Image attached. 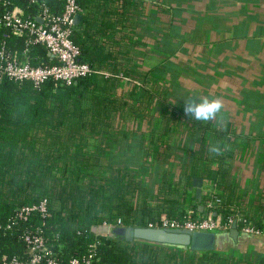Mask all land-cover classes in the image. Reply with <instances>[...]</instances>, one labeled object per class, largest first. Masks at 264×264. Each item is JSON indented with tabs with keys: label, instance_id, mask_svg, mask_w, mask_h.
Listing matches in <instances>:
<instances>
[{
	"label": "trees",
	"instance_id": "16d2710c",
	"mask_svg": "<svg viewBox=\"0 0 264 264\" xmlns=\"http://www.w3.org/2000/svg\"><path fill=\"white\" fill-rule=\"evenodd\" d=\"M102 1H76L79 20L70 39L89 74L69 85L47 80L34 86L0 77V257L23 256V232L38 231L58 264L87 259L94 244L92 264H264L243 257L227 236L221 250L202 253L141 240L126 242L112 234L115 227H158L163 220L217 217L227 223L236 215L262 229L264 209L258 210L260 219H253L235 208L233 196H222L219 208H207L212 197L202 198L205 209L199 212L189 191L190 178L199 171L194 168L181 178L162 171L170 121L155 84L148 81L153 69L142 73L126 61L125 68L85 33L88 11ZM64 8V0H0V53L8 60L24 55L32 67L57 65L44 46L27 34L14 35L3 19L9 14L46 26L61 17ZM132 122L148 130L132 131ZM129 151L140 157L135 168L125 164V158L112 156L126 157ZM204 172L200 176L217 183V172ZM41 201L47 202L44 216L35 212L12 224L18 209Z\"/></svg>",
	"mask_w": 264,
	"mask_h": 264
},
{
	"label": "crops",
	"instance_id": "0c3cea01",
	"mask_svg": "<svg viewBox=\"0 0 264 264\" xmlns=\"http://www.w3.org/2000/svg\"><path fill=\"white\" fill-rule=\"evenodd\" d=\"M88 12L85 33L91 41L125 68L126 61L142 73L153 69L148 81L155 84L170 121L162 171L175 178L194 168L200 175L217 172V183L200 175L190 178L197 208L205 209L193 188L194 179H201L202 198L233 196L235 208L260 219L264 0H106ZM204 97L219 98L223 107L214 119L196 120L185 108L189 101L198 103ZM129 129L147 131L148 126L132 122ZM125 156L126 163L131 157L140 159L133 151ZM239 237L243 257L264 262V238L241 233Z\"/></svg>",
	"mask_w": 264,
	"mask_h": 264
},
{
	"label": "built area",
	"instance_id": "2783aa9c",
	"mask_svg": "<svg viewBox=\"0 0 264 264\" xmlns=\"http://www.w3.org/2000/svg\"><path fill=\"white\" fill-rule=\"evenodd\" d=\"M77 0H64L65 8L61 17L53 20L49 25H37L32 22H23L11 15H6L4 21L7 27L12 29L16 36L27 34L32 37L34 43L41 44L47 50L50 57L54 58L58 64L48 67H32L25 60L24 55L19 59L8 60L0 53V77L11 81L22 82L29 81L34 86L47 81L53 80L62 82L66 85L71 84L77 78L86 76L91 71L85 64L78 62L79 50L72 43L70 36L74 26V18L79 13L76 4ZM212 197V201L207 204V208L221 207V200L217 196ZM47 211V202L41 201L38 205L27 206L16 211V219L27 220L31 213H38L44 216ZM119 225V222L117 223ZM232 225H240L239 233L248 237L264 238V228L255 229L249 226L241 215H236L227 223L221 219H195L183 222L163 220L158 227L149 226L148 228L169 229V230H186L196 233H213L223 235L229 232ZM117 228V227H115ZM107 232L110 231V225H106ZM22 239L26 245L23 256L9 258L0 257V264H58L54 254L46 245L41 234L31 231H24ZM96 245L91 246L90 254L87 259H72L67 264H92L95 256Z\"/></svg>",
	"mask_w": 264,
	"mask_h": 264
},
{
	"label": "water",
	"instance_id": "95a60500",
	"mask_svg": "<svg viewBox=\"0 0 264 264\" xmlns=\"http://www.w3.org/2000/svg\"><path fill=\"white\" fill-rule=\"evenodd\" d=\"M79 16L74 18L75 24H77ZM40 23L41 21L38 20ZM203 181L201 179H194L193 188L195 190V198L200 204L202 199V188ZM199 212H202V207H198ZM112 234L119 238L124 239L126 242H132L133 240H141L148 243L154 244H166L173 246L189 247L193 252H214L221 250L220 242L226 236L232 243L231 246L238 243L239 232L235 225H232L228 234L225 236L215 235L213 233H192L186 230H169V229H158V228H124L117 227L112 230Z\"/></svg>",
	"mask_w": 264,
	"mask_h": 264
},
{
	"label": "clouds",
	"instance_id": "9594fccd",
	"mask_svg": "<svg viewBox=\"0 0 264 264\" xmlns=\"http://www.w3.org/2000/svg\"><path fill=\"white\" fill-rule=\"evenodd\" d=\"M222 107L223 104L219 98L209 99L204 97L198 103L189 101L185 112L191 114L196 120L208 121L216 118Z\"/></svg>",
	"mask_w": 264,
	"mask_h": 264
},
{
	"label": "rangeland",
	"instance_id": "374dc122",
	"mask_svg": "<svg viewBox=\"0 0 264 264\" xmlns=\"http://www.w3.org/2000/svg\"><path fill=\"white\" fill-rule=\"evenodd\" d=\"M121 158H125V157L123 156ZM125 164L130 165L131 167L135 168V167H137L140 164V159H138V157H135V158L134 157H131L130 160H129V163H125ZM154 180H156V178L153 177L152 180H151V182L153 183Z\"/></svg>",
	"mask_w": 264,
	"mask_h": 264
}]
</instances>
